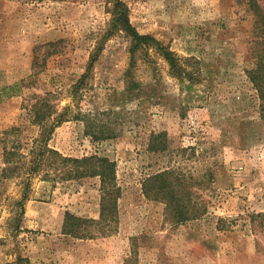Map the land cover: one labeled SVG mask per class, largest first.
Masks as SVG:
<instances>
[{"label": "rangeland", "instance_id": "rangeland-1", "mask_svg": "<svg viewBox=\"0 0 264 264\" xmlns=\"http://www.w3.org/2000/svg\"><path fill=\"white\" fill-rule=\"evenodd\" d=\"M123 1L137 30L173 51L185 75L175 76L154 47L133 63L131 40L117 33L74 99L69 90L108 28L111 0H0V264H264V234L250 223L264 212V101L249 77L259 46L250 0ZM16 83L22 93L10 96L5 88ZM48 93L56 111L71 106L50 147L117 164L113 233L63 232L66 212L99 219V178L26 171L40 133L33 105ZM162 132L169 149L150 151L151 135ZM169 167L202 181L196 189L208 211L200 218L175 224L165 203L144 194V180Z\"/></svg>", "mask_w": 264, "mask_h": 264}, {"label": "trees", "instance_id": "trees-1", "mask_svg": "<svg viewBox=\"0 0 264 264\" xmlns=\"http://www.w3.org/2000/svg\"><path fill=\"white\" fill-rule=\"evenodd\" d=\"M111 4L112 17L108 28L91 53L86 72L69 90L74 99L91 77L92 69L100 57L105 41L117 33H124L131 40L129 51L132 54L133 63H135L139 52L147 54L150 48L154 47L168 61L175 76L183 77L185 75L182 71V64L173 51L164 47L154 36L141 34L132 24L129 18L128 5L123 0H111ZM249 4L255 15L254 29L259 44L255 53L256 67L249 72V77L264 101V8L257 0H250ZM5 90L12 91L10 96L20 95L23 90L22 83L6 87ZM51 95L48 93L45 97H37L39 101L33 105L34 118L32 122L39 127L40 133L34 139L28 157H25V159L30 158L26 171L29 174L37 175L46 169L50 170L51 174H60L61 177H59L67 181L87 177L99 178L101 194L99 219L86 218L66 212L63 232L77 239H90L97 235L113 233L118 227V204L121 196V187L117 181V164L110 158L97 154L82 158L67 157L50 147V140L57 127L71 118L68 116L71 106H65L61 112L56 111L55 105H50L47 101ZM74 117L77 118V115ZM87 134L95 140L103 139L102 135L91 134L88 130ZM168 139V134L165 132L153 133L150 137L149 150L155 153L166 152L169 149ZM10 155H16V153ZM7 164L9 166L10 164H17L10 168L19 169L18 162L7 161ZM197 186L198 188L203 186L198 177L184 173L176 167H169L147 177L143 182V191L147 198L166 204L165 215L167 219L175 224H184L200 218L208 211V203L199 197ZM29 191L30 183L24 187L23 197L17 201L22 212L25 208L24 202L29 197ZM250 223L253 230L264 234L263 211L250 214ZM18 260L20 262L25 259L19 257ZM25 262L28 260L26 259Z\"/></svg>", "mask_w": 264, "mask_h": 264}]
</instances>
